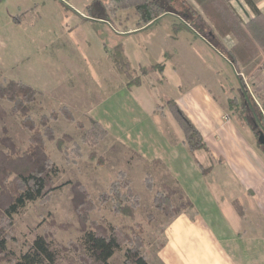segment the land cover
<instances>
[{"label": "rangeland", "instance_id": "1", "mask_svg": "<svg viewBox=\"0 0 264 264\" xmlns=\"http://www.w3.org/2000/svg\"><path fill=\"white\" fill-rule=\"evenodd\" d=\"M242 2L248 13L235 0H231V5L241 21L247 23L254 14L243 0ZM112 11L107 0H0L1 79L28 84L40 93L32 104L31 116L35 121V128L40 132L44 130L41 117H45L46 127L52 129L53 139L44 137V141L46 151L58 170L52 175V181L57 188L48 200L28 203L13 215L11 222L4 220L1 223L7 236L6 249L15 258L26 253L34 237L42 234L53 242L59 252L58 264H86L77 246L83 225L79 223L73 205L72 189L67 184L70 181L80 182L86 187L91 201L95 204V209L89 213L91 220L118 228L139 223L142 226L141 238L144 246L152 244V250L161 240L160 231L167 219L158 212L154 213L151 221L146 218L145 215L152 206L149 203V192L143 183L147 173L155 184L160 179L165 180L167 175L161 167L146 164L113 139L112 133L98 139L96 143L93 140L82 141L83 135L87 137V133L95 132L87 112L93 117L107 120L112 129L119 128L121 138L126 137V132L133 137L137 136L141 143L138 140L135 142L140 147H148L158 142L171 144L180 140L175 130L178 129L175 128L176 122L167 118L168 109L165 110L167 116L154 111L160 103L156 92L158 95L159 92H171L164 86L165 91L157 85L154 88L146 87L150 82L143 78L141 83L136 80L126 85L130 78L137 79L134 76L141 74L137 69L138 61L142 60L137 59L138 45L143 46L142 53L151 63L161 58L160 55L156 58L154 53L144 49L149 37L153 32H160V29L122 36L118 33V17L126 16L128 26L136 25L135 10L129 8ZM159 27L163 28L161 32L164 37L167 30H164L165 23L161 21ZM203 36L206 37V33ZM217 38L225 48H229L236 41L232 34L224 37L219 35ZM207 41L217 53L215 62L221 69L220 74L226 78L227 85L235 88L242 85L249 103H255L261 108L264 120V52L259 47L261 54L258 55V63H261L257 68L247 71L240 66L235 69L215 47V41ZM119 43L123 61L130 62L128 72L131 76H127L129 79L124 76L120 60L114 56ZM238 87L231 94L226 92L229 98L225 104L234 121L250 128L253 126V119L241 106ZM136 98L143 111L138 114L137 124L131 125L126 110ZM120 103L127 106H118ZM63 106H67L73 121L65 118L61 112ZM11 108L12 103L0 99V150L14 155L12 149L15 148L17 154H22L28 145L30 132L22 127V118ZM53 113L56 114V119L51 117ZM120 113L124 115L123 118ZM258 120L259 130L264 132V121L261 122L259 118ZM78 124L80 128L76 126ZM142 130L151 134L144 135ZM65 135L71 140L65 139ZM57 138L63 141L65 153L58 149ZM91 153L94 154V159L90 158ZM99 161L103 163L100 165ZM119 171L124 172L127 179H131L132 187L140 197L134 218H122V215L116 214L111 200L102 202V198L105 199V194H108L110 182L116 179ZM3 175L5 177L1 176L0 185V213L19 184L13 170ZM2 182L6 183L5 187ZM125 232L131 236L130 231ZM126 247L125 243L121 250L115 251L110 259L111 264H123V251ZM3 255L1 264H6L5 257L10 255Z\"/></svg>", "mask_w": 264, "mask_h": 264}, {"label": "crops", "instance_id": "2", "mask_svg": "<svg viewBox=\"0 0 264 264\" xmlns=\"http://www.w3.org/2000/svg\"><path fill=\"white\" fill-rule=\"evenodd\" d=\"M235 1L249 12L242 0ZM253 1L264 12V0ZM118 18V33L122 36L160 29L153 32L144 47L156 58L160 55L159 60L151 63L142 53L143 46L136 48L137 59H142L137 63L138 70L161 64L160 70L134 77L140 78L139 83L142 78L148 80L150 84L146 87L167 88L171 93L159 92L158 95L156 92L160 103L154 111L167 116L165 110L168 109L167 118L176 122L167 104L172 100L196 127L205 144V148L190 151L176 122L179 141L140 147L135 142L141 143L137 136L126 132V137L121 138L119 128L112 129L107 120L95 116L97 119L87 112L108 134H113V139L137 153L143 161H161L160 167L167 175L165 181H175L192 203L190 210L164 221L161 240L153 250L150 249L152 244L144 246V257L149 264H264V148L257 145L251 128L238 124L227 110L225 101L229 96L226 92L231 94L238 86L227 85L215 62L214 47L203 35L186 26L179 15L162 14L142 26L136 23L137 15L133 26L126 24V16ZM161 21L165 23L164 30L167 29L164 37L163 28L159 27ZM125 62L130 67V62ZM137 99L130 106L118 104L127 106L131 125L137 124L138 114L143 111ZM123 116L120 113V117ZM142 133L151 134L144 130ZM148 192L151 204L152 192Z\"/></svg>", "mask_w": 264, "mask_h": 264}, {"label": "trees", "instance_id": "3", "mask_svg": "<svg viewBox=\"0 0 264 264\" xmlns=\"http://www.w3.org/2000/svg\"><path fill=\"white\" fill-rule=\"evenodd\" d=\"M243 1L254 14V17L250 18L247 23L241 21L235 8L231 5V0H193L194 3L188 0H107V4L113 11L134 9L138 16V26L145 25L162 14H177L199 34L204 35L206 33L207 36H204L206 40H214L215 47L225 55L235 69L242 66L248 71L254 69L253 67L257 68L261 63H258L260 60L258 55L261 54L259 47L264 52V12L256 7L253 0ZM228 34H232L236 41L229 48H225L217 36L224 37ZM115 52L114 56L121 62V69L129 76L128 64L122 59L119 44ZM160 67L161 64L141 67V75H146L155 69L160 70ZM136 80L139 82L138 78H130L128 84ZM239 80L241 82L240 77ZM242 88V85L238 87L242 100L241 106L245 113L248 112L253 119V126L250 128L257 140V131L260 128L258 118L261 122L264 121L261 116V108L257 107L255 103H249L248 95ZM39 94L36 89L28 84L13 80L5 81L0 76V99L12 103L11 110L20 115L22 127L30 132L28 145L22 154H17L15 148L12 149L14 155L0 150V185L1 176L5 177L3 174L10 173L11 170L19 181L18 189L13 191L0 213V264L3 254L10 255L5 257L6 264H58L59 261V252L53 242L42 234L34 237L26 253L22 254L20 258H15L6 249L7 236L1 224L4 220L11 222L13 215L26 204L35 200H48L50 194L57 188L52 181V175L56 174L58 170L46 151L44 141V137L53 139V131L46 127L45 117H41V125L44 126V130L40 132L35 128V121L31 116L32 104L36 102V97ZM167 104L183 132L184 142L189 150L205 148L201 135L183 111L172 100L168 101ZM62 108L61 112L65 118L73 121L67 106ZM51 117L56 119V114L53 113ZM90 122L95 132L94 134L92 132L87 133V137L83 135V142L93 140L92 142L96 143L98 139L108 135L107 130L97 120L90 117ZM76 126L81 127L79 124ZM64 138L71 140L66 135ZM56 145L60 151L65 153L63 141L57 138ZM257 145L264 148V144H260L258 140ZM74 148L76 149V146ZM133 153L140 157L137 153ZM90 158L94 159L93 153H91ZM101 160L105 161V159ZM102 161H99L101 163L98 164L101 165ZM146 164L161 166V161H146ZM2 184L4 187L6 186V183L2 182ZM67 184H70L72 189L71 198L78 221L83 225L77 246L81 250L86 264H111L110 259L115 251L121 250L125 243L127 247L123 251V264H149L142 252L144 242L141 238L142 226L139 223L132 226L123 225L118 228L104 226L101 221L91 220L89 213L95 209V204L91 201L86 187L80 182L71 183L70 181ZM144 184L152 192V209L145 215L149 221L153 219L155 212L169 220L192 208L191 201L183 194L175 181L167 182L160 179L158 184H155L151 175L147 173L144 177ZM102 196L104 195L102 194ZM102 200V202L111 200L113 211L122 215V218H134L136 208L140 204V198L132 190L130 179H127L125 173L121 171L118 172L116 179L110 182L108 194L106 193L105 199L102 198ZM125 230L130 231L131 236Z\"/></svg>", "mask_w": 264, "mask_h": 264}, {"label": "water", "instance_id": "4", "mask_svg": "<svg viewBox=\"0 0 264 264\" xmlns=\"http://www.w3.org/2000/svg\"><path fill=\"white\" fill-rule=\"evenodd\" d=\"M257 133H258V142L260 143V144H264V133L261 131V130H258L257 131Z\"/></svg>", "mask_w": 264, "mask_h": 264}, {"label": "built area", "instance_id": "5", "mask_svg": "<svg viewBox=\"0 0 264 264\" xmlns=\"http://www.w3.org/2000/svg\"><path fill=\"white\" fill-rule=\"evenodd\" d=\"M182 22H183L186 26H188L189 28H191L194 32L198 33L197 31H195V29H194L189 23L185 22V20H183V18H182ZM203 37H204V36H203ZM225 118H227V117H225Z\"/></svg>", "mask_w": 264, "mask_h": 264}]
</instances>
